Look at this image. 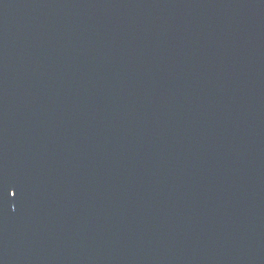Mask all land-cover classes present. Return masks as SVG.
<instances>
[{
	"label": "water",
	"instance_id": "1",
	"mask_svg": "<svg viewBox=\"0 0 264 264\" xmlns=\"http://www.w3.org/2000/svg\"><path fill=\"white\" fill-rule=\"evenodd\" d=\"M0 264H264V0H0Z\"/></svg>",
	"mask_w": 264,
	"mask_h": 264
},
{
	"label": "snow or ice",
	"instance_id": "2",
	"mask_svg": "<svg viewBox=\"0 0 264 264\" xmlns=\"http://www.w3.org/2000/svg\"><path fill=\"white\" fill-rule=\"evenodd\" d=\"M14 195H15V193H14Z\"/></svg>",
	"mask_w": 264,
	"mask_h": 264
}]
</instances>
